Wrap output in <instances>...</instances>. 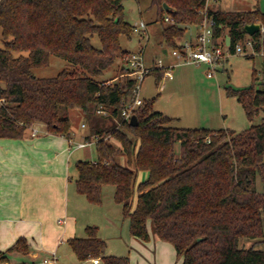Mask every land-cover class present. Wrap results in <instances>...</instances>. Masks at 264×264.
<instances>
[{"label": "trees", "instance_id": "obj_1", "mask_svg": "<svg viewBox=\"0 0 264 264\" xmlns=\"http://www.w3.org/2000/svg\"><path fill=\"white\" fill-rule=\"evenodd\" d=\"M125 1L0 0V138L21 139L42 124L49 133L71 139V110L90 116L93 107L101 106L115 122L97 133H109L121 147L102 139L96 143V161L76 162L80 194L101 203L103 188L113 185L132 235L149 241L150 223L159 239L175 246L182 264H264V249L256 248L264 241V118L240 132L178 127L173 125L176 118L154 109L153 99L136 110V125L122 122L136 80L127 76L125 66L122 78L113 83L99 77L132 53L121 44V37L131 38L135 28L125 18ZM164 3L173 11L167 12ZM205 5L206 0H151L168 50L179 46L188 25L201 22ZM209 15L215 21L214 41L229 34L233 50L245 35L241 27L264 22L259 7L210 8ZM167 16L174 23L166 22ZM95 36L100 47L92 42ZM52 54L70 67L55 77L38 78L34 69L49 65ZM152 73L158 85L165 78L163 68L155 67ZM257 77L254 70L253 79ZM227 94L243 104L250 120L264 108V89L254 85L228 87ZM120 155L128 165L121 164ZM142 171L147 177L139 182ZM86 233L68 240L79 261L100 258L105 264H129L126 258L106 254L98 227L87 226ZM243 239L254 240V245L242 246ZM29 249L21 237L8 251H0V262L7 261L9 252Z\"/></svg>", "mask_w": 264, "mask_h": 264}, {"label": "rangeland", "instance_id": "obj_2", "mask_svg": "<svg viewBox=\"0 0 264 264\" xmlns=\"http://www.w3.org/2000/svg\"><path fill=\"white\" fill-rule=\"evenodd\" d=\"M222 7L231 9H250L256 7L264 11V0H220L216 3ZM125 18L133 25L145 22L147 34L142 31H134L131 38L121 37V44L125 50L131 52L144 51L145 58L149 65H156L161 59L166 62L164 49L163 26L157 21V12L151 7V0H126L124 2ZM210 8L214 9L212 5ZM169 23V22H168ZM166 23V24H168ZM197 33V25H188L186 34L181 38L194 37ZM244 38L248 37L245 33ZM180 39V38H178ZM96 47H100V40L95 36L92 40ZM0 47H2L0 29ZM171 52V49H169ZM171 54V53H170ZM172 56V55H170ZM125 57L117 59L115 64L109 67L105 73L99 77L101 80H112L115 82L122 78V71L125 64ZM146 62V60H145ZM70 67L67 60L52 54L50 63L47 66L34 69L38 78H50L58 75L62 70ZM256 70L258 77L253 79V71ZM209 65H178L172 69L174 79L165 77L158 85L154 73L145 77L141 98L146 101L154 100V109L164 114L176 118L174 126L184 128H209L213 130L231 129L236 132L244 131L253 124L262 122L264 118V108L254 120H250L243 104L233 96L227 94L228 87L235 89L250 88L253 85L257 89H264V57H249L242 54L232 55L225 63L224 67H219L215 71L214 77H208ZM98 107L91 109V115L84 121L87 128H83L82 118L74 110H71L72 128L81 133L91 130L93 135L102 133L104 128H109L115 122L110 117L111 114H100ZM85 119V116H83ZM40 125V124H36ZM34 125L30 130L34 131ZM43 127L39 126V129ZM99 133V134H100ZM105 133L104 135H108ZM89 135V136H90ZM116 147H121L119 141L110 136L108 138ZM77 153H80L77 151ZM75 154L72 158L78 157ZM82 159L90 161L97 160L96 144H92L81 150ZM119 161L123 165H128L124 155L119 156ZM73 163V161H72ZM146 172H139V182L146 179ZM70 176L75 177L71 172ZM258 188L263 190V183L258 178ZM115 187L108 185L103 188L101 203H92L85 195H77L80 198V205L77 209L78 227L77 236L86 237V225L98 227V234L104 236L107 243L106 254L126 258L129 264H182V257H179L175 246L168 241L161 240L150 229V240L147 242L134 237L131 233L130 218L124 214L123 206L115 200ZM138 193L134 196L136 205ZM73 205H71L72 207ZM254 240L243 239L241 245L251 247ZM256 248L264 249V241L259 242ZM58 264H94L92 260L79 261L72 248L68 244L62 245L57 254ZM100 264H105L101 260Z\"/></svg>", "mask_w": 264, "mask_h": 264}, {"label": "crops", "instance_id": "obj_3", "mask_svg": "<svg viewBox=\"0 0 264 264\" xmlns=\"http://www.w3.org/2000/svg\"><path fill=\"white\" fill-rule=\"evenodd\" d=\"M212 6L229 11L259 7L256 4L253 9H231L214 3ZM163 52L166 65L178 66L165 45ZM145 60L147 66H154ZM74 113L85 123L87 116L82 110ZM34 130L36 135L28 130L21 139L0 138V251H8L21 237L30 247L28 253L9 252L7 261L0 264H40L52 252L58 254L62 245L71 247L68 240L78 237L79 219L75 211L81 201L77 196L80 193L76 188L79 176L76 162L88 160L80 157L85 148L72 149L67 137L49 133L42 124ZM91 132L88 128L78 138L79 131L72 128V139L82 141ZM76 153L79 155L73 159ZM71 172L75 177L70 176ZM60 220L65 222L59 223ZM101 237L104 239L102 234Z\"/></svg>", "mask_w": 264, "mask_h": 264}, {"label": "built area", "instance_id": "obj_4", "mask_svg": "<svg viewBox=\"0 0 264 264\" xmlns=\"http://www.w3.org/2000/svg\"><path fill=\"white\" fill-rule=\"evenodd\" d=\"M220 0H206L205 7L200 10L202 14V20L197 25V33L194 37H189L179 41V46L177 48L171 49V54L177 59L176 65H209V71L207 73L208 77L212 78L215 75V71L219 67H224L225 63L232 55L242 54L249 57L263 56L264 57V22H261L259 30L256 32L258 36L248 35L246 38L239 40L234 50L232 46V38L227 40L230 36L226 34L223 38H220L218 43L214 41V27L215 21L212 16L209 15L210 5L216 3ZM166 22L174 23L172 17L167 16ZM134 31H142V33L147 34L146 24L141 21L134 28ZM231 37V36H230ZM125 68L128 71L127 76L136 80V86L133 92V96L130 100H127L125 106L121 112L122 122H131L133 115H135L136 110L144 104V99L141 98L140 93L142 90V84L147 75L155 68L165 69V77L173 79L174 75L172 69L175 65H164L163 61L160 59L155 66H147L145 62L144 51L132 52L130 55L125 57ZM107 84L113 83L112 80L106 82ZM97 112L100 114H111L107 109L101 106L97 108ZM119 126L122 125L121 121ZM83 128H86L85 123L82 124ZM33 134H37V130L33 131ZM111 135L101 136L99 133L93 135H88L82 141H75L71 138L72 149H82L86 148L92 144H96L102 139H108ZM64 220H60L59 223H64ZM94 264H100V258L91 259ZM59 258L56 252L48 257H45L40 264H58Z\"/></svg>", "mask_w": 264, "mask_h": 264}, {"label": "water", "instance_id": "obj_5", "mask_svg": "<svg viewBox=\"0 0 264 264\" xmlns=\"http://www.w3.org/2000/svg\"><path fill=\"white\" fill-rule=\"evenodd\" d=\"M164 9L167 12L173 11L167 3H164ZM260 26H261V22H250V23L245 24L243 27H241L240 31L248 33L250 35H254L259 30ZM230 39H231V37L228 36L227 40H230ZM131 124H133V125L137 124V116L136 115H133V117L131 119ZM199 240H201V238H199Z\"/></svg>", "mask_w": 264, "mask_h": 264}]
</instances>
